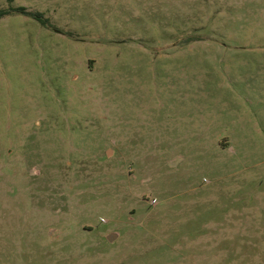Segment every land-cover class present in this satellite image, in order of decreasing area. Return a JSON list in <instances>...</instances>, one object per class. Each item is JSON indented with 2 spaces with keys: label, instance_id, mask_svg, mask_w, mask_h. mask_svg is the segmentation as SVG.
I'll use <instances>...</instances> for the list:
<instances>
[{
  "label": "rangeland",
  "instance_id": "rangeland-1",
  "mask_svg": "<svg viewBox=\"0 0 264 264\" xmlns=\"http://www.w3.org/2000/svg\"><path fill=\"white\" fill-rule=\"evenodd\" d=\"M1 11L0 264H264V0Z\"/></svg>",
  "mask_w": 264,
  "mask_h": 264
},
{
  "label": "trees",
  "instance_id": "trees-1",
  "mask_svg": "<svg viewBox=\"0 0 264 264\" xmlns=\"http://www.w3.org/2000/svg\"><path fill=\"white\" fill-rule=\"evenodd\" d=\"M18 11H19L21 14L26 15V16H28V17H32L33 19L39 21L41 24L46 25V22L42 19V16H40L39 14H33V13H30V12H28L26 9H20V10H18ZM6 15H7V12H3V11H1V12H0V19H1L2 17L6 16Z\"/></svg>",
  "mask_w": 264,
  "mask_h": 264
},
{
  "label": "water",
  "instance_id": "water-1",
  "mask_svg": "<svg viewBox=\"0 0 264 264\" xmlns=\"http://www.w3.org/2000/svg\"><path fill=\"white\" fill-rule=\"evenodd\" d=\"M108 239L110 242L113 241V236L109 237Z\"/></svg>",
  "mask_w": 264,
  "mask_h": 264
}]
</instances>
